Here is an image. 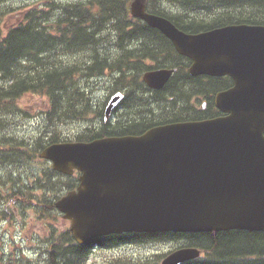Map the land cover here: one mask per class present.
<instances>
[{
  "label": "trees",
  "instance_id": "trees-1",
  "mask_svg": "<svg viewBox=\"0 0 264 264\" xmlns=\"http://www.w3.org/2000/svg\"><path fill=\"white\" fill-rule=\"evenodd\" d=\"M130 1L84 0L60 5L48 0L43 8H29L6 35L0 30V163L22 162L30 157L31 151L37 153L39 148L52 142L88 140L111 134H139L162 117L167 118L164 122L195 117L196 112L186 111L183 106L188 105L189 97L195 94V90L206 96L209 107L212 100L208 99V95L218 87L227 86L229 80L222 78L187 75V59L176 56L170 43L157 29L131 15ZM5 2L0 0V18L7 14L5 9L9 6ZM161 3L181 4V12L173 15L172 19L190 32L226 23H264V0H148V8L151 12L164 13ZM53 10L59 13L54 16ZM131 40L136 44L126 47V42ZM114 49L118 53L122 50V53L115 54ZM145 57L151 58L158 66L177 67V72L164 89L153 91L157 102L164 97L170 98L169 105L157 103L159 110L150 108L149 103L144 105L146 90L141 89L144 82L138 75L144 69L154 67L144 66ZM160 58H163L162 64L158 62ZM109 70H119L120 76L113 80L118 89L127 92L120 104L130 108L127 115L114 123H102L99 130L95 129L90 134L77 132L71 137H62V133L45 131L40 141L47 133L53 134L43 138L41 143L37 142L35 150L29 149L20 140L5 138L8 133L5 132L4 115L17 108V100L26 93L42 95L47 99L44 112L49 122L61 121L63 124L75 119H89L92 102L88 87L81 82V78H93ZM102 112L99 109L97 116L101 117ZM208 113L209 108L200 112L201 115ZM48 170L51 168L47 167ZM75 182L76 178L72 176L71 182L63 180L66 188H73ZM28 203L40 219L54 218L57 213L52 200L43 198ZM55 229L53 226L46 238L43 248L46 257L42 264H86L95 245L105 249L126 243L180 237L203 251V256L182 264H264V230L124 233L78 244L68 228ZM24 264H31V261ZM108 264H142V261L114 258Z\"/></svg>",
  "mask_w": 264,
  "mask_h": 264
},
{
  "label": "water",
  "instance_id": "water-1",
  "mask_svg": "<svg viewBox=\"0 0 264 264\" xmlns=\"http://www.w3.org/2000/svg\"><path fill=\"white\" fill-rule=\"evenodd\" d=\"M146 0H133L131 11L148 25L159 28L177 50L192 59L190 75H229L234 86L219 92L217 106L228 115L210 121L205 129L213 143L205 158H214L203 173L215 174L220 184L205 196L197 183L176 189L167 170V157L179 147L195 160L204 147L188 138L183 124H168L142 135L98 137L90 141L52 143L40 157L64 173L81 171L80 183L55 201L70 220L75 240L92 239L121 230L212 231L264 228V25L223 26L186 34L167 18L145 10ZM173 70L147 71V86L161 88ZM112 93L104 119L122 99ZM262 152V158L254 155ZM184 164L181 169H184ZM185 179V178H183ZM211 180V177H209ZM197 184V185H196ZM199 256V250L172 252L162 264H180Z\"/></svg>",
  "mask_w": 264,
  "mask_h": 264
},
{
  "label": "rangeland",
  "instance_id": "rangeland-1",
  "mask_svg": "<svg viewBox=\"0 0 264 264\" xmlns=\"http://www.w3.org/2000/svg\"><path fill=\"white\" fill-rule=\"evenodd\" d=\"M63 3L71 2V1H84V0H57ZM40 3H44L43 0H6L5 4L9 5L5 12L8 14L10 12V8H15V10L10 13L17 16L21 9H18L21 6H37ZM168 9H171L168 7ZM4 15L0 21V30H6L10 26L14 25L11 23L7 24L6 17L8 15ZM114 37V35H112ZM110 46L108 47L109 50ZM115 50V49H114ZM119 51L115 50V54ZM121 52V51H120ZM119 54V53H118ZM116 56V55H115ZM80 58V57H79ZM77 59V58H75ZM120 76L119 70L108 71V73L90 77L89 79L81 78V82L84 83L88 87L91 97V112L89 113V119L86 120H70L67 122H49L46 118V115L43 113L47 109V99L42 95H37L33 93H27L23 97H21L17 101V108H15L11 114H8L7 131L12 132L9 136V139H13L14 135L21 140L24 144L30 146V148L34 149V146L38 147L37 142H42L43 138L48 136L47 133L45 136H41L45 133V131H52L54 133H62L61 136H69L75 135L78 133H87L99 130L102 126V117L97 116V111L100 107L103 106L105 102V98L109 95V92L115 88L113 84L114 76ZM145 95V94H144ZM151 98H148L146 102H144L145 106H148L153 110L156 108L159 110L160 108L157 106L158 102L165 103L164 101H156V94L150 95ZM146 99V97H145ZM130 108L126 105L120 106L115 113H113L112 117L109 121L115 122L118 118L127 115ZM26 110L27 113L22 112ZM87 128V129H86ZM90 130V131H89ZM5 140L4 138H1ZM13 166L14 164L11 163ZM47 165L46 162H42L38 159L33 161H26L24 163H17L16 171L14 167L11 166L9 168L10 171L14 173V179L20 176L21 182H28L32 184V190L35 185V180L33 178H37V182L43 181L45 184L46 178L41 174V176L36 177L35 175L41 170L43 166ZM1 174L5 175V171L1 170ZM3 177V176H2ZM4 178V177H3ZM2 179V178H1ZM41 179V181L39 180ZM17 183L20 184V181L15 179ZM30 184V185H31ZM45 198H49L51 200L54 199V195L57 193L55 191H47L44 188ZM36 191V189H34ZM39 192V190H38ZM55 224L59 228L68 227L69 221L62 218L60 214L54 216V219L51 220H39L33 210L28 208L22 214L20 219H16L13 222L12 227L9 225V232L3 233V225L0 222V254H2V261L0 264H7L4 262L7 260L8 256H14L16 262H18L24 255L27 257L31 264H42L44 262V257L46 255L43 253V248L45 247V239L49 234V230L51 229L50 225ZM179 242H144L138 244H132L127 246H121L117 248H94L90 257L86 264H104L108 260H112L118 256L125 257L126 259H135V260H147L153 261V259L157 258V256L162 257L164 254L168 253L175 246L178 245ZM160 261V260H159ZM159 264V263H158Z\"/></svg>",
  "mask_w": 264,
  "mask_h": 264
},
{
  "label": "flooded vegetation",
  "instance_id": "flooded-vegetation-1",
  "mask_svg": "<svg viewBox=\"0 0 264 264\" xmlns=\"http://www.w3.org/2000/svg\"><path fill=\"white\" fill-rule=\"evenodd\" d=\"M214 116H216V114ZM18 185H22V184L20 183ZM10 186H11L10 183L9 184H6L4 186V189L1 190L3 192V193L0 194L1 195V198L2 199H6V203L2 202V204H0V206H2L4 208H8L9 204H13V202H14L13 201L14 200V198H13L14 192L12 193L13 196L10 197V201H9V198H8L9 197V194H10ZM5 190H6V193H5Z\"/></svg>",
  "mask_w": 264,
  "mask_h": 264
}]
</instances>
